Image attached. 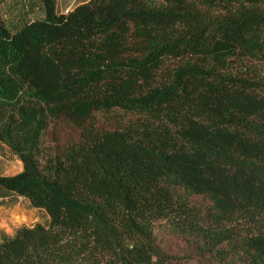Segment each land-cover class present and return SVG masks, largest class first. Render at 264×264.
I'll return each mask as SVG.
<instances>
[{
	"label": "trees",
	"instance_id": "16d2710c",
	"mask_svg": "<svg viewBox=\"0 0 264 264\" xmlns=\"http://www.w3.org/2000/svg\"><path fill=\"white\" fill-rule=\"evenodd\" d=\"M27 1L0 6V187L49 218L0 264H264V0Z\"/></svg>",
	"mask_w": 264,
	"mask_h": 264
},
{
	"label": "rangeland",
	"instance_id": "374dc122",
	"mask_svg": "<svg viewBox=\"0 0 264 264\" xmlns=\"http://www.w3.org/2000/svg\"><path fill=\"white\" fill-rule=\"evenodd\" d=\"M0 5L4 11V14L7 17V20L11 21L20 13L22 14L23 10H25L26 6L28 5V1L0 0ZM78 138H79V134L77 130L63 124H51L44 135L43 142L45 147L47 148L53 150H60L65 144L69 143L72 140H76ZM0 155H17V154L9 150L4 153H1L0 151ZM18 168L19 166H18V162L15 159V156L9 157V159H6V161H2V160L0 161V173L7 171L16 172L18 171ZM27 203H28L27 201H23L20 203L19 207H17L15 211L7 212L8 213L7 218L8 219L11 218L12 220L11 223L7 222L9 226L8 229L11 233L14 232V229L18 225L26 223V219L23 218L21 211L29 212L31 214V217L29 218L28 221L29 223H33L35 221H42V222L48 221V214L45 210L33 208L30 204ZM16 211L18 212L17 214ZM176 264H193V261H182Z\"/></svg>",
	"mask_w": 264,
	"mask_h": 264
},
{
	"label": "crops",
	"instance_id": "0c3cea01",
	"mask_svg": "<svg viewBox=\"0 0 264 264\" xmlns=\"http://www.w3.org/2000/svg\"><path fill=\"white\" fill-rule=\"evenodd\" d=\"M86 1H88V0H58L57 1V7H58L59 11L66 13L67 10L68 11L72 10L77 5L82 4ZM23 12L30 13L29 16H31V14H32L31 13L32 11H30L28 5L26 6V9L23 10ZM37 12L41 13V10H38ZM20 16H21V13L18 16H16L14 19H12L11 21H17L20 18ZM0 151H1V153H4L6 151H9V148L0 142ZM14 156H15L16 161L18 162V166H19L18 171H16V172L7 171V172L0 173V175H11V174H15V173L22 170L23 162L19 159L18 155H0V161L1 160L6 161V159H9V157H14ZM8 163H9V161H8ZM23 201H27L28 202L27 204H30V202L27 199H25L23 197H19L15 194H12V193H8L4 188L0 187V216H1V219H0V239L7 237V236L14 235L16 229L22 225H32L33 223L36 222L35 221L33 223H29L28 221H29V218L31 217V214L29 212L21 211L23 218L26 219V223L18 225L14 229V232H12V233L9 231V229H8L9 226H8L7 222L11 223L12 220H11V218H9V219L7 218L8 217L7 212L8 211H12V212L15 211L17 209V207H19L20 203ZM33 208H35V207H33ZM17 213L18 212L16 211V214ZM48 218H49V216H48ZM40 222H42V221H40ZM7 232H8V234H7Z\"/></svg>",
	"mask_w": 264,
	"mask_h": 264
},
{
	"label": "built area",
	"instance_id": "2783aa9c",
	"mask_svg": "<svg viewBox=\"0 0 264 264\" xmlns=\"http://www.w3.org/2000/svg\"><path fill=\"white\" fill-rule=\"evenodd\" d=\"M68 12V10L66 11V13Z\"/></svg>",
	"mask_w": 264,
	"mask_h": 264
}]
</instances>
